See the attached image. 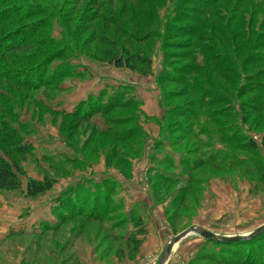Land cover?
I'll return each mask as SVG.
<instances>
[{
    "label": "rangeland",
    "instance_id": "rangeland-1",
    "mask_svg": "<svg viewBox=\"0 0 264 264\" xmlns=\"http://www.w3.org/2000/svg\"><path fill=\"white\" fill-rule=\"evenodd\" d=\"M7 1L0 34L20 27L0 43V121L32 147L0 137L23 184L0 190V264H158L189 227L226 236L264 224V0ZM107 18L134 29L131 51L151 57L150 74L93 54L111 48L98 42L114 39ZM9 70L18 76L6 81ZM127 79L155 92L161 119ZM112 91L132 104L108 108ZM132 128L120 163L107 166L114 143L101 130ZM30 178L53 188L29 196ZM69 187L108 197L92 206L80 196L61 213ZM149 222L163 237L156 249ZM237 242L190 234L166 264H264V234Z\"/></svg>",
    "mask_w": 264,
    "mask_h": 264
},
{
    "label": "trees",
    "instance_id": "trees-1",
    "mask_svg": "<svg viewBox=\"0 0 264 264\" xmlns=\"http://www.w3.org/2000/svg\"><path fill=\"white\" fill-rule=\"evenodd\" d=\"M5 1L9 3V1H7V0H5ZM211 2H213V1H211ZM113 9H115V8H113ZM11 12H12V10H11ZM151 20H152V17H151ZM102 22H110V23H106V24L113 26V28H114V33H113L114 39L109 37L106 39H111L110 41H106L103 39H102V41L99 40L98 41L99 43L100 42L103 44L107 43V45H109L108 47H111V48H103L99 44H97L96 48H94V50H93V54H95V56H98L100 60L107 61L117 68H127V69H131V70H138L139 72H141L144 75L150 74V69L152 66L151 57L148 55L147 56H141L140 54H134L131 51V47H132L131 41L133 38H135L132 36L134 29H122L121 28L122 22H118V21H116V19H113V18H107L106 21L101 20V23ZM2 23H4V22H0V24H2ZM153 26H156V25H153ZM19 27L16 26L14 28L9 29V31L4 32L3 34H0V43L2 41L6 40L11 34L15 33V31L17 29H19ZM93 39L96 40L97 37H94ZM23 45H24V42L21 46H23ZM89 50H90V52L92 51L91 48H89ZM139 64H142L143 66L140 67ZM9 71H12L13 75H11L10 73H7V75H5L6 81H10L11 79H13L12 77L18 76V74H16L14 70H9ZM9 71H4L3 73L9 72ZM114 94H115V92L112 91L111 95L107 96L106 100H104L105 106H108V108L111 107V105H113V103L115 106L114 109H116L120 106H123L124 104L130 105V104H132L131 102H133V100H134V98H132L133 96H131L129 98H124L120 101V103H117L116 100L114 102V98H115ZM105 111L106 112H104V113H107V115H108V113L110 114V112L112 110L109 111V109H108ZM75 112H77V111H74V112L68 113V114L75 116V114H76ZM129 118L130 117H128V116H122L121 118H119V116H114L110 120V123L116 124L117 123L116 121H118L119 119L126 120ZM163 118H164V115H163ZM124 120H122V122ZM109 128H110V126H109ZM108 130L109 129H103V131L101 130V132L105 133V135L106 134L108 135V137L111 139L110 142L114 143V145L110 148L109 154L106 157V158L110 159V161H109V159L106 161V165L110 166L113 163H115L114 166H116L117 163L118 164L120 163V159H119L120 157L118 158L117 155L118 154L124 155V153L121 151L125 150L126 149L125 147L129 146L128 141L131 140L133 137V134H132L133 128L132 129H114V130H112L113 132L111 134H109L110 130H109V132H108ZM182 131L186 132L187 129H183ZM0 137H2L3 139H8L9 143L14 144L15 149H17L19 151H22V152L31 151L32 145H28V144L23 143L24 140L22 139V136H20V134L16 133L15 129L13 127H11L9 124H7L4 120L0 121ZM115 142L120 143L121 149L117 148V146L115 145ZM252 144L254 145V143H252ZM170 156H171V154H169V158H170ZM111 158H113V159L111 160ZM20 169L21 168H19V166L13 164L11 161H9L7 158H5V156H3L1 151H0V190L17 191V190L21 189L23 184H22V180H21L20 175H19ZM159 170H161V169H159ZM160 172L163 175L168 174V172L166 170H161ZM53 185H54L53 180L51 181V180L46 179V180L40 181V180H36L34 178H30L29 181L27 182V194L29 196H32V197L44 194L47 191H49L50 189H52ZM69 188H70V190H68V191L64 190L63 191V193H64L63 197L61 198L60 201H58V204L60 205L59 211L61 213L66 210V207H67L66 204L70 203V200H73L74 202H76L75 199L76 198L79 199L80 196L83 197V200L85 199L82 202L84 205H86V203H87V204H92V206L94 204L95 205L98 204L97 200L99 199V201H100L102 194L104 195L103 196L104 200H106L108 197V196H106L105 192L95 193L93 191V193H90L86 190L85 191L84 190L78 191L77 189H71L72 187H69ZM85 192H86V197H84L82 195V193H85ZM77 194H78V197H77ZM97 194L99 195V198H98ZM86 198H88V199H86ZM73 207L76 208L74 205H73ZM171 217H173V216H171ZM45 231H47V229ZM210 241H215V240H210ZM238 242L241 243V242H244V240L238 241ZM141 243H142V238H137L134 241V247L133 248L136 251H138Z\"/></svg>",
    "mask_w": 264,
    "mask_h": 264
},
{
    "label": "water",
    "instance_id": "water-1",
    "mask_svg": "<svg viewBox=\"0 0 264 264\" xmlns=\"http://www.w3.org/2000/svg\"><path fill=\"white\" fill-rule=\"evenodd\" d=\"M263 233H264V224L258 227L256 230L246 234L226 235V236H220L217 233L202 227H189L170 239L166 249L164 250V252L162 253L159 259L158 264H166L170 259L175 246L182 239H184L186 236L190 234H198L208 240H215L217 242H233V241H242V240L247 241L250 239H254Z\"/></svg>",
    "mask_w": 264,
    "mask_h": 264
},
{
    "label": "crops",
    "instance_id": "crops-1",
    "mask_svg": "<svg viewBox=\"0 0 264 264\" xmlns=\"http://www.w3.org/2000/svg\"><path fill=\"white\" fill-rule=\"evenodd\" d=\"M120 81L123 82V83H121L122 85H125L127 83H132L133 85H135L136 93L143 100L142 107H143V110L145 111V113L151 118L156 117L158 119H161V116H159V114L162 111L158 110V107L156 106V103H158L157 102L158 98L157 99L155 98V92L154 91L145 90V89L149 88V87H147L145 81H140V82H137V83H135L131 79H127L125 81L124 80H120ZM116 82H118V81H116ZM118 83H120V82H118ZM143 90H145V91H143ZM155 100H156V102H155ZM150 124L153 127V129H154V127H157L159 129V127L154 122L153 123H149V125ZM151 227L154 229L153 224L149 222L148 225H147V228L150 231H149V233L147 235L146 244H150V245H152L154 247L153 249H156L155 245L157 246L158 243H160L161 240L163 241V237H162V235L159 232H156V231L153 232L151 230ZM158 248H159V245H158Z\"/></svg>",
    "mask_w": 264,
    "mask_h": 264
}]
</instances>
